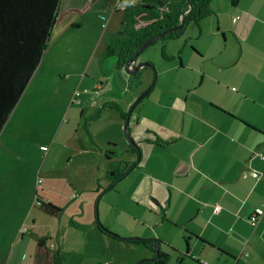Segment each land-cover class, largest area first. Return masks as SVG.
I'll use <instances>...</instances> for the list:
<instances>
[{
	"label": "crops",
	"instance_id": "crops-1",
	"mask_svg": "<svg viewBox=\"0 0 264 264\" xmlns=\"http://www.w3.org/2000/svg\"><path fill=\"white\" fill-rule=\"evenodd\" d=\"M211 7L172 38L176 76L158 78L131 119L143 156L134 167L140 169L130 196L135 213L124 214L143 227L121 234L160 239L172 254L167 264H264V213L257 224L250 220L264 208V0H213ZM102 233L95 237L110 247L118 244L107 236L128 243L135 260L156 256ZM66 240L64 234L63 248ZM91 260L115 264L103 256Z\"/></svg>",
	"mask_w": 264,
	"mask_h": 264
},
{
	"label": "rangeland",
	"instance_id": "rangeland-1",
	"mask_svg": "<svg viewBox=\"0 0 264 264\" xmlns=\"http://www.w3.org/2000/svg\"><path fill=\"white\" fill-rule=\"evenodd\" d=\"M139 1L62 0L44 57L0 134V264H28L38 236L48 234L69 264H94L91 258L98 256L115 264L140 261L128 243L107 236L118 244L110 247L95 237L102 233L98 220L123 237L125 229L143 227L124 214L135 213L130 196L140 169L120 179L139 156L131 150L122 113L156 73L144 67L131 74L126 67L119 69L116 55L106 53V37L121 29L125 6ZM173 40L159 39L140 56L156 66V82L176 76L171 67L179 59L170 54L178 45ZM91 146L97 149L79 150ZM38 195L45 203L49 198L61 203L60 215L38 204Z\"/></svg>",
	"mask_w": 264,
	"mask_h": 264
},
{
	"label": "trees",
	"instance_id": "trees-1",
	"mask_svg": "<svg viewBox=\"0 0 264 264\" xmlns=\"http://www.w3.org/2000/svg\"><path fill=\"white\" fill-rule=\"evenodd\" d=\"M212 1L141 0L127 4L121 29L106 37L107 55H116L119 69L125 68L145 41L178 26L186 11L187 23H198L211 14ZM61 2L62 0H0V134L44 57L53 28L60 17ZM179 36L180 32L175 30L167 33L162 39ZM138 74L139 71L136 75ZM134 114L135 111L131 115L129 111H124V121L126 122L129 116L133 119ZM130 147L137 153L132 144ZM136 162L128 163L121 175ZM115 173L119 175L117 170ZM41 203L49 213L60 215L62 209L59 206L51 202L43 203L42 200ZM97 222L102 231L113 236L100 220ZM50 240V236H38L34 264H63L60 253L51 247ZM155 240L161 246L162 241L158 238ZM130 241L144 245L157 255L153 239L130 238ZM171 256V253L161 250L157 260L146 258L137 264H167Z\"/></svg>",
	"mask_w": 264,
	"mask_h": 264
},
{
	"label": "water",
	"instance_id": "water-1",
	"mask_svg": "<svg viewBox=\"0 0 264 264\" xmlns=\"http://www.w3.org/2000/svg\"><path fill=\"white\" fill-rule=\"evenodd\" d=\"M188 13V11H186L183 15H182V21L181 23L173 28H170L168 30H165L155 36H152L151 38H149L147 41H145L140 48L137 50V52L134 54V56L128 61L127 65H126V69L131 73V74H136L139 70L143 69L144 67H151L154 71H155V79L152 82V84L149 86L148 89H146L132 104L131 108L129 109V114L131 115L135 109L137 108V106L142 102V100L150 93V91L153 89V87L156 84V78H157V68L156 66L149 62V61H143L140 60V56L142 55V53L152 44H154L157 40L162 39L167 33H169L170 31H179L180 34L185 32L186 27L188 26L189 23L186 22L185 20V16ZM130 125H131V117L129 116L128 119L125 122V132L128 138V141L130 144H132L137 152H138V160L136 162L135 165H133L132 167H130L128 170H126V172L121 176L120 179H123L124 177H126L133 169L136 165H138L141 160H142V156H143V151H142V147L140 146L139 142L136 140V138L134 137L131 129H130ZM113 173H115V171H113ZM115 186V184L110 186V189L113 188ZM111 232V231H110ZM115 237L118 238H124V239H130L131 237H123L120 236L119 234L113 233L111 232ZM138 238V237H136ZM154 240L155 242V250H156V256L152 257L151 259L153 260H157L160 257V252H161V246L158 244L157 240H155V238H151Z\"/></svg>",
	"mask_w": 264,
	"mask_h": 264
},
{
	"label": "built area",
	"instance_id": "built-area-1",
	"mask_svg": "<svg viewBox=\"0 0 264 264\" xmlns=\"http://www.w3.org/2000/svg\"><path fill=\"white\" fill-rule=\"evenodd\" d=\"M42 148H43V149H47V146H46V145H43ZM263 157H264V156H263ZM253 173H254V172H253ZM256 174H257V173L255 172V175H256ZM39 181H41V179H40ZM37 202H38V204H40V205L42 204L40 199H37ZM220 208H221V207H220L219 205H217V206L215 207V210H216V211H219ZM263 213H264V208H257V209L253 212V214L251 215V218H250L251 222H252L253 224H257V223L259 222L261 216L263 215Z\"/></svg>",
	"mask_w": 264,
	"mask_h": 264
},
{
	"label": "flooded vegetation",
	"instance_id": "flooded-vegetation-1",
	"mask_svg": "<svg viewBox=\"0 0 264 264\" xmlns=\"http://www.w3.org/2000/svg\"><path fill=\"white\" fill-rule=\"evenodd\" d=\"M136 153V152H135Z\"/></svg>",
	"mask_w": 264,
	"mask_h": 264
}]
</instances>
